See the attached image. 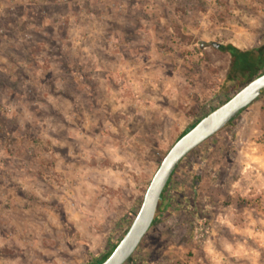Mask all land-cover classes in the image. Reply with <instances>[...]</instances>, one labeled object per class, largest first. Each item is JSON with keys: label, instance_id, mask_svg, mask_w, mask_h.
Masks as SVG:
<instances>
[{"label": "rangeland", "instance_id": "rangeland-1", "mask_svg": "<svg viewBox=\"0 0 264 264\" xmlns=\"http://www.w3.org/2000/svg\"><path fill=\"white\" fill-rule=\"evenodd\" d=\"M225 44L264 49V0H0V264L116 244L177 137L253 77ZM160 205L123 264H264V89Z\"/></svg>", "mask_w": 264, "mask_h": 264}, {"label": "water", "instance_id": "water-1", "mask_svg": "<svg viewBox=\"0 0 264 264\" xmlns=\"http://www.w3.org/2000/svg\"><path fill=\"white\" fill-rule=\"evenodd\" d=\"M217 46L218 43H213ZM264 89V71L243 84L223 103L203 115L168 148L153 173L141 203L124 234L99 264H123L152 224L158 201L179 161L205 139L222 129Z\"/></svg>", "mask_w": 264, "mask_h": 264}, {"label": "trees", "instance_id": "trees-1", "mask_svg": "<svg viewBox=\"0 0 264 264\" xmlns=\"http://www.w3.org/2000/svg\"><path fill=\"white\" fill-rule=\"evenodd\" d=\"M218 49H221L223 51H227L230 54L232 62H234L235 66H237L242 71V72H240V74H244V77L249 76V75L255 76L256 74H258L259 71H260L259 73L264 71V49L249 48V49L241 50V49H238L237 47H235L231 44L219 45ZM247 81L248 80H245V78H244L242 82L245 84ZM199 119L200 118L196 119V121L192 125H194ZM185 131H183L178 137H180ZM165 188H166V186H165ZM164 189H163V191L161 193V197L158 201L153 221L155 220L156 216L158 214H160L162 211L160 204H161V202H163ZM153 221H152V223H153ZM114 246H115V243L111 246V248H109L107 251H105L104 254L101 256V258L97 262H95L94 264H99L100 262H102L109 255V253L112 251Z\"/></svg>", "mask_w": 264, "mask_h": 264}, {"label": "built area", "instance_id": "built-area-1", "mask_svg": "<svg viewBox=\"0 0 264 264\" xmlns=\"http://www.w3.org/2000/svg\"><path fill=\"white\" fill-rule=\"evenodd\" d=\"M173 174V173H172Z\"/></svg>", "mask_w": 264, "mask_h": 264}]
</instances>
